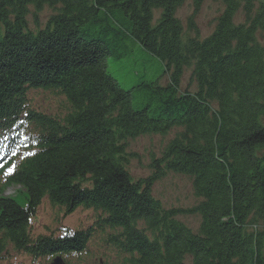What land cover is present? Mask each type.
<instances>
[{"label": "trees", "instance_id": "1", "mask_svg": "<svg viewBox=\"0 0 264 264\" xmlns=\"http://www.w3.org/2000/svg\"><path fill=\"white\" fill-rule=\"evenodd\" d=\"M184 1L0 0V128L21 117L31 88L58 89L71 105L62 120L27 112L40 141L0 182V259L9 246L35 259L85 250L93 229L32 236L46 197L65 213L100 211L97 225L121 230L108 239L125 264H264V0H222L206 36L176 14ZM30 6L54 8L35 31ZM135 44L165 63L166 83L123 89L109 75L107 60ZM172 128L152 161L159 172L132 177L128 141ZM158 166L192 177L197 232L152 194ZM13 185L25 204L4 194Z\"/></svg>", "mask_w": 264, "mask_h": 264}, {"label": "rangeland", "instance_id": "2", "mask_svg": "<svg viewBox=\"0 0 264 264\" xmlns=\"http://www.w3.org/2000/svg\"><path fill=\"white\" fill-rule=\"evenodd\" d=\"M224 8L222 0H201L197 6L194 0H185L178 7L177 13L182 22L186 25L190 16L193 17V22L199 29L200 36L209 35L214 27L216 18L221 14ZM30 12L26 17L28 26L31 29H36L44 26L47 19L54 13V8L44 6L40 10H36L33 6L29 7ZM237 20H241L244 13L241 9L237 11ZM155 20L158 18V13L155 11ZM107 72L113 76L118 84L124 89H130L135 84L143 80H158L161 84L166 83L168 75L165 71V63L159 58L150 55L147 51L141 50L138 44L134 45L133 52L123 58H109L107 60ZM191 71L186 70L182 77V87L193 90L196 87L195 83L190 82ZM26 97H28L30 108H34L41 112H49L53 116H57L61 120L68 114L71 105L68 100L60 93L58 89H29ZM180 129L172 128V131L167 134L149 133L139 135L128 141L127 148L130 157L127 168L129 173L135 179L151 175L153 168V158H160L161 151L170 142L172 137ZM155 170V169H154ZM153 195L164 204L165 207H177L185 210L177 215V218L185 223L193 232H197L201 222L200 215L195 212L187 211L189 208L197 205L200 201L199 197L194 195L192 186V177L188 174L177 172H165L161 178L157 179L151 186ZM6 194L10 197H16L20 203L25 204V188L18 185L6 190ZM37 210L32 220V225L35 226L33 235L38 231H46L47 229L56 228L59 219L65 215L61 214L58 207L53 206L47 201H44ZM99 213H101L99 211ZM99 213L91 209L82 207L76 208L72 215L65 217V221L76 223L80 220H87L86 224L91 227L97 225ZM102 214V213H101ZM95 224V225H94ZM79 228V226H76ZM100 227L97 225L89 240L91 253L83 254L81 258L72 260V264H125L124 256L116 249L115 244L109 240V236H114L121 231ZM106 235V237H105ZM109 238V239H108ZM8 258L0 260V264H50V259L41 260L39 263L31 262V258L26 255H21L13 250H9ZM10 258V259H9ZM30 258V259H29ZM99 262V263H98Z\"/></svg>", "mask_w": 264, "mask_h": 264}, {"label": "bare ground", "instance_id": "3", "mask_svg": "<svg viewBox=\"0 0 264 264\" xmlns=\"http://www.w3.org/2000/svg\"><path fill=\"white\" fill-rule=\"evenodd\" d=\"M27 22H28V21H27ZM161 154H162V151H161ZM153 168H154V167H153ZM157 168H158V170H160V172H161V171H163L164 173H165V172H170V171H167L168 169L166 168V166H158ZM154 169H155V168H154ZM154 169H151V172H152L151 175H153L154 173H158V172H159V171L157 172V170H154ZM164 173H162L161 175H159V177L156 178V179L154 180V182H155L157 179L161 178L162 175H163ZM151 175H149V176H151ZM154 182H153V183H154ZM153 183H152V184H153ZM17 200H18V199H17ZM18 201H19V200H18ZM43 233H44V232H43ZM62 264H63V263H62Z\"/></svg>", "mask_w": 264, "mask_h": 264}, {"label": "snow or ice", "instance_id": "4", "mask_svg": "<svg viewBox=\"0 0 264 264\" xmlns=\"http://www.w3.org/2000/svg\"><path fill=\"white\" fill-rule=\"evenodd\" d=\"M0 167H3V165H0Z\"/></svg>", "mask_w": 264, "mask_h": 264}]
</instances>
